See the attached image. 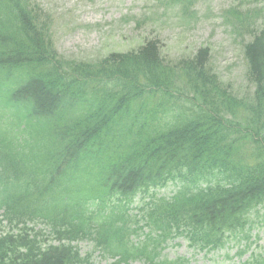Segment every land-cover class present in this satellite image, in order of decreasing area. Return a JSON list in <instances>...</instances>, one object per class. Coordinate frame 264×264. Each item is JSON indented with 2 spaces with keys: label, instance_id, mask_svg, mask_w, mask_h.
I'll return each instance as SVG.
<instances>
[{
  "label": "trees",
  "instance_id": "1",
  "mask_svg": "<svg viewBox=\"0 0 264 264\" xmlns=\"http://www.w3.org/2000/svg\"><path fill=\"white\" fill-rule=\"evenodd\" d=\"M28 1L0 0V118L12 115L21 132L42 135L49 146L42 157L57 172H65L69 161L76 167L85 166L90 163L92 149H101L89 177L105 182L101 191L91 194L89 189L81 197L104 202L105 193H118L126 198L138 184L137 178L145 185L152 184L149 180L171 176L197 185L214 179L205 191L188 197L191 212L182 207L176 211L188 220L193 213L195 224L214 228L212 242L216 245L227 232L243 233L248 224L246 214L264 204V151L251 174L241 171L238 162L230 160L231 149L237 145H233V130L215 117L205 118L204 113L209 112L201 107L208 102L200 97V90L211 101L226 94L206 72L209 50H200L192 65L187 64L186 72L180 70L188 79L194 75L197 85L186 94L192 97L177 98L161 88L176 74L164 72L156 42L125 54H111L101 67L106 80L100 83L96 81L101 77L99 64H79L57 55L48 35L49 23ZM245 54L249 78L256 86L255 112L261 126L264 32L254 35ZM156 94L159 102L150 104L149 99ZM178 101L188 107L176 106ZM126 125L134 127L131 135H122ZM261 132L264 134V129ZM151 148L156 152H150ZM6 196L8 207H4L10 223L50 221L58 209L56 203L42 206L40 200L29 201L28 206V200H19L14 190ZM11 212L24 220L11 222ZM77 262L69 249L38 248L36 234L30 237L22 228L18 235L7 234L0 239V264Z\"/></svg>",
  "mask_w": 264,
  "mask_h": 264
},
{
  "label": "rangeland",
  "instance_id": "2",
  "mask_svg": "<svg viewBox=\"0 0 264 264\" xmlns=\"http://www.w3.org/2000/svg\"><path fill=\"white\" fill-rule=\"evenodd\" d=\"M38 1L54 18L53 38L57 51L69 60L96 61L111 51L126 52L137 48L146 39H159L163 59L170 63L192 56L202 47H209L210 67L220 81L231 85L234 95L239 98L252 95L253 87L246 79L247 63L243 53L244 43L250 37L236 32L234 25L225 20L224 13L231 9L248 12L256 20V28L264 30V0H198L187 16L171 6H161L155 0ZM253 220L252 240L257 236L256 244L262 245L264 208L260 210L259 218ZM78 246L84 255L95 251V263L114 262L112 258L103 257L100 253L103 251L89 239L79 242ZM235 252L236 249L232 254ZM164 255L170 259L191 258V264H241L250 253L244 259L227 258L223 253L193 250L187 241L178 238L168 242Z\"/></svg>",
  "mask_w": 264,
  "mask_h": 264
}]
</instances>
